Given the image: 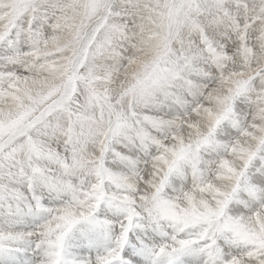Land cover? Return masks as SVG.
I'll return each instance as SVG.
<instances>
[{
  "label": "snow or ice",
  "instance_id": "obj_1",
  "mask_svg": "<svg viewBox=\"0 0 264 264\" xmlns=\"http://www.w3.org/2000/svg\"><path fill=\"white\" fill-rule=\"evenodd\" d=\"M0 264H264V0H0Z\"/></svg>",
  "mask_w": 264,
  "mask_h": 264
}]
</instances>
